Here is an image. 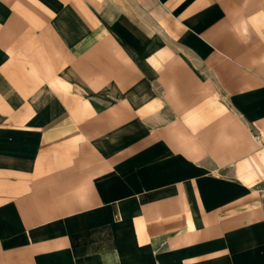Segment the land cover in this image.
<instances>
[{
  "label": "crops",
  "instance_id": "1",
  "mask_svg": "<svg viewBox=\"0 0 264 264\" xmlns=\"http://www.w3.org/2000/svg\"><path fill=\"white\" fill-rule=\"evenodd\" d=\"M0 264H264V0H0Z\"/></svg>",
  "mask_w": 264,
  "mask_h": 264
}]
</instances>
